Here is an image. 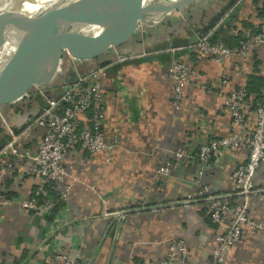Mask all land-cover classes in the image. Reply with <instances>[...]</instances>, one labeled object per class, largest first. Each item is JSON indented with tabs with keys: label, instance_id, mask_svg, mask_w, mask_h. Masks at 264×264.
<instances>
[{
	"label": "crops",
	"instance_id": "1",
	"mask_svg": "<svg viewBox=\"0 0 264 264\" xmlns=\"http://www.w3.org/2000/svg\"><path fill=\"white\" fill-rule=\"evenodd\" d=\"M263 20L264 0H194L186 10L142 24L127 42L94 60L76 61L77 68L62 73L49 94L61 92L65 76L71 81L97 64L107 65L104 132L117 145L96 153L75 146L67 153V170L79 180L72 184L70 210L54 217L20 206L18 201L30 198L44 182L26 174L27 159L3 153L12 133L19 148L38 150L43 129L35 119L45 99L34 88L26 98L0 104V167L9 166L0 176V195L16 201L0 206V264H44L56 252L79 254L82 264H144L146 259L158 264L172 238L185 239L191 264H210L215 236L225 228L210 219L206 202L184 199L195 190L200 146L240 132L224 104L231 91L247 88L242 109L248 130L254 127L256 99L264 86V44L222 63L191 45L211 33L236 50L243 30L256 31ZM126 55L130 57L122 60ZM174 59L189 63L198 74L185 88L180 109L171 102L169 66ZM72 62L65 61L69 67ZM224 76L228 84L219 86ZM89 118L90 112L82 114L79 127L88 125ZM179 149L187 156L175 160ZM248 155L246 147L214 155L203 169V181L214 194H228L240 205L232 174ZM167 160L172 161L171 173L161 175L159 167ZM254 181L249 215L264 222V162ZM223 264H264V229L245 230Z\"/></svg>",
	"mask_w": 264,
	"mask_h": 264
},
{
	"label": "built area",
	"instance_id": "2",
	"mask_svg": "<svg viewBox=\"0 0 264 264\" xmlns=\"http://www.w3.org/2000/svg\"><path fill=\"white\" fill-rule=\"evenodd\" d=\"M211 36V33L201 36L191 47L212 56L219 63L224 62L234 53L248 56L252 47L264 44V20L257 31H244V40L236 50L221 41H213ZM128 57L130 56H121V59ZM65 58L73 61L72 64L77 68L75 62L78 60L74 59L68 51ZM65 58H62L61 62ZM102 64H98L89 73L81 74L76 79L64 83L59 94L51 95L45 88H37L45 99V105L35 119L36 125L43 129L42 141L36 152L19 148L17 136L13 133L12 139L3 148L4 154H11L29 161L27 175L39 177L44 183H55L61 186L60 198L65 202V212L70 210L72 184L79 180V177L71 175L67 170L65 165L67 153L75 146H80L89 153H96L103 150L112 151L117 145L116 141L109 142L105 139L106 111L103 79L107 76V65ZM169 77L173 82L171 102L176 109H180L185 88L198 78L197 71L189 63L174 59L169 66ZM227 84L228 79L224 76L219 81V86ZM246 97L247 91L241 87L231 91L224 98V104L240 132L213 139L200 146L198 160L201 170L193 181L195 190L188 193L184 199V202H206L212 221L225 228L215 236L216 245L210 264H223L231 249L241 241L245 230L259 232L264 229V222L249 215V202L256 192L254 178L264 162V88L262 100L256 109V121L252 130H248L249 121L242 109ZM85 112L91 113L90 122L79 129V117ZM242 147L248 149V160L240 164L232 174L238 193L242 196V203L238 205L228 194H214L211 186L205 183L202 177L204 167L209 164L214 155L222 156L227 151ZM185 156L187 151L179 149L175 152L174 159L181 160ZM8 170L9 166L2 165L0 176L4 177ZM171 170V160H167L159 167L161 175L167 176ZM41 193L42 189L39 187L32 197L22 199L18 203L25 210L49 212L54 207L55 200L48 196L39 203ZM15 202L12 198L0 196V206H9ZM56 260H61L62 264H82L79 254L71 255L65 252L53 253L44 264H57ZM191 263V252L185 239L172 238L167 256L158 264ZM144 264L157 263L146 259Z\"/></svg>",
	"mask_w": 264,
	"mask_h": 264
},
{
	"label": "water",
	"instance_id": "3",
	"mask_svg": "<svg viewBox=\"0 0 264 264\" xmlns=\"http://www.w3.org/2000/svg\"><path fill=\"white\" fill-rule=\"evenodd\" d=\"M101 5H108L111 0ZM194 0H120L113 20L100 30H87L76 27L74 24L63 27L68 30H45L41 23L26 26L29 18L26 9L30 4L38 3V0H24L13 11L9 20L0 24V63L2 61L11 64H22L35 61L47 55L58 52V59L53 75L48 80H33L28 82L25 92L8 98L0 97V104H9L24 97L34 88L57 87L56 80L62 74V51L68 53L79 62L94 60L105 54L109 48L120 46L131 39L142 24H150L162 21L173 11L186 10ZM24 7L26 9H24ZM227 10L218 17L221 18ZM70 21V20H69ZM217 21V20H216ZM216 21L214 23H216ZM43 24V23H42ZM202 35V34H200ZM198 37L196 42L198 41ZM195 41L192 40L191 43ZM195 42V43H196ZM69 60V59H68ZM69 69L76 68L70 64ZM103 65V64H102ZM98 66H93L94 69ZM69 82L66 81L65 83ZM34 87V88H33ZM48 91V90H47Z\"/></svg>",
	"mask_w": 264,
	"mask_h": 264
},
{
	"label": "bare ground",
	"instance_id": "4",
	"mask_svg": "<svg viewBox=\"0 0 264 264\" xmlns=\"http://www.w3.org/2000/svg\"><path fill=\"white\" fill-rule=\"evenodd\" d=\"M24 0H0V24L7 22L15 9ZM99 0H38L25 8L26 26L41 23L45 30H68L74 24L87 30H100L110 23L120 5V0H112L109 5H101ZM70 20V21H69ZM43 23V24H42ZM58 52L35 61L19 65L5 61L0 63V97L16 96L25 92L30 81L48 80L53 75Z\"/></svg>",
	"mask_w": 264,
	"mask_h": 264
},
{
	"label": "trees",
	"instance_id": "5",
	"mask_svg": "<svg viewBox=\"0 0 264 264\" xmlns=\"http://www.w3.org/2000/svg\"><path fill=\"white\" fill-rule=\"evenodd\" d=\"M260 27V25L258 26V28ZM246 29H244L243 30V32H242V35H241V37H242V41H241V43L243 42V40H244V31H245ZM258 30V29H257ZM256 30V31H257ZM211 39L213 40V41H217V36L215 35V36H212L211 37ZM240 43V44H241ZM240 46V45H239ZM197 51V50H196ZM199 52V51H198ZM64 69H65V71H64ZM70 71V69H69V66L68 65H66V63L64 64V66H63V68H62V73H65V72H69ZM65 77H67L66 78V81H68V75L67 76H65ZM245 88V87H244ZM263 88H264V86H263ZM245 90L247 91V97H248V90H247V88H245ZM262 91H263V89H262ZM262 91L259 93V95H258V97H257V99H256V108L255 109H257L258 108V106H259V104H260V102H261V100H262ZM247 97H246V99H247ZM24 98H26V97H24ZM245 99V100H246ZM245 102V101H244ZM256 111V110H255ZM91 114V113H90ZM89 124V123H88ZM84 127V126H83ZM83 127H81V128H83ZM80 127H79V129H81ZM211 141V140H210ZM205 144V143H204ZM41 189H42V193H41V195H40V197H39V200H40V202L39 203H42V200L45 198V197H48V196H50V197H52L54 200H55V204H54V207L52 208V210H50L49 212H46V214H48L49 216H51V217H54L59 211H61V210H63L64 209V206H65V202L64 201H62L61 200V198H60V191H61V186L59 185V184H55V183H43V185L40 187ZM37 189H39V188H37ZM36 189V190H37ZM35 190V191H36ZM35 191L33 192V194H32V196L35 194ZM0 196H2V195H0ZM31 196V197H32ZM209 209V208H208ZM35 211H39V210H35ZM209 211V210H208ZM209 213V212H208ZM209 216H210V213H209ZM210 219H211V217H210ZM212 220V219H211Z\"/></svg>",
	"mask_w": 264,
	"mask_h": 264
},
{
	"label": "rangeland",
	"instance_id": "6",
	"mask_svg": "<svg viewBox=\"0 0 264 264\" xmlns=\"http://www.w3.org/2000/svg\"><path fill=\"white\" fill-rule=\"evenodd\" d=\"M16 1V0H15ZM18 2H20L21 0H17ZM104 2H107L108 0H103ZM111 2H112V0H111ZM111 2H109V4L111 3ZM108 4V5H109ZM62 58H65L66 57V54H67V50L65 49V50H63L62 51ZM65 56V57H64ZM34 88V87H33ZM37 91H38V89H37ZM28 93H30V92H28Z\"/></svg>",
	"mask_w": 264,
	"mask_h": 264
}]
</instances>
